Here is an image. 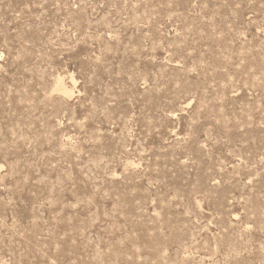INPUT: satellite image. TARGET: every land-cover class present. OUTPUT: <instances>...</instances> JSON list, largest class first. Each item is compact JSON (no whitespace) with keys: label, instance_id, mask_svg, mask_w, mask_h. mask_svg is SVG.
Listing matches in <instances>:
<instances>
[{"label":"rangeland","instance_id":"rangeland-1","mask_svg":"<svg viewBox=\"0 0 264 264\" xmlns=\"http://www.w3.org/2000/svg\"><path fill=\"white\" fill-rule=\"evenodd\" d=\"M0 264H264V0H0Z\"/></svg>","mask_w":264,"mask_h":264},{"label":"bare ground","instance_id":"bare-ground-1","mask_svg":"<svg viewBox=\"0 0 264 264\" xmlns=\"http://www.w3.org/2000/svg\"><path fill=\"white\" fill-rule=\"evenodd\" d=\"M72 78H73V77H72ZM59 81H60V80H59ZM56 83H57V82H56ZM56 83H55V84H56ZM57 90L60 91L61 93L67 95V91H66V89L63 88V86H62L61 84L58 85ZM68 96H69V95H68Z\"/></svg>","mask_w":264,"mask_h":264}]
</instances>
